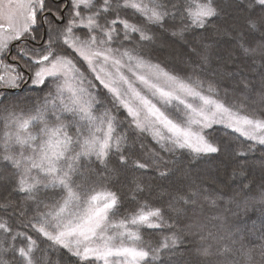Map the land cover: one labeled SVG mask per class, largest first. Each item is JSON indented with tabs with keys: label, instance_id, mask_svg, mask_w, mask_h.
<instances>
[{
	"label": "snow or ice",
	"instance_id": "snow-or-ice-1",
	"mask_svg": "<svg viewBox=\"0 0 264 264\" xmlns=\"http://www.w3.org/2000/svg\"><path fill=\"white\" fill-rule=\"evenodd\" d=\"M231 3L244 58L264 67V0ZM221 12L216 0H0V166L15 170L0 177V264H62L52 259L64 255L60 250L76 258L72 264H165V257L180 264L188 251L180 245L193 242L185 237L196 238L197 264H264V234L253 245L207 225L180 227L147 204L123 214L117 194L94 178L101 170L105 177L129 167L146 172L149 159L159 163L162 152L176 149L216 154L214 125L250 142L237 156L257 147L264 152V89L253 98L244 79V99L230 103L211 84L175 75L126 46L137 36L150 41L149 26L163 28L177 13L184 26L174 35L206 28ZM246 36L261 41L250 45ZM9 55L15 64L5 63ZM29 82L48 91L35 103L9 100V92ZM121 110L123 120L116 115ZM124 124L151 137L159 151L145 150L141 141L143 155L131 159L128 133L119 131ZM113 155L117 169H109ZM245 173L241 168L233 176ZM136 190L142 191L139 184ZM41 193L52 195L41 199ZM200 195L178 190L169 207L178 215L177 205L195 210ZM207 206L218 208L215 200Z\"/></svg>",
	"mask_w": 264,
	"mask_h": 264
},
{
	"label": "trees",
	"instance_id": "trees-1",
	"mask_svg": "<svg viewBox=\"0 0 264 264\" xmlns=\"http://www.w3.org/2000/svg\"><path fill=\"white\" fill-rule=\"evenodd\" d=\"M172 2L174 3L176 0H172ZM180 2L183 3V0H180ZM216 3L222 9L221 15L213 18L214 23H210L206 28H189L183 31L182 34L174 35V33H181L184 26V21L180 19V14L177 13L175 20L166 19L163 28L149 26L152 28L150 35L153 37L150 41H139L137 36L130 44L126 42V46L134 47L135 51L139 52L144 59L160 64L175 75L185 79L191 77L194 80H200L204 83L205 88L211 84L220 98L226 97L230 103L239 104L244 99L243 86L240 83L242 80L247 79L251 82L252 91L248 94L253 98L264 89V67L252 65L251 61L246 60L241 52L239 47L241 42L240 32L232 27V18L236 15L235 5L231 3V0H216ZM36 35L39 36L41 33L38 31ZM158 37L161 39H157ZM179 39L184 40V42H179ZM244 39L250 45H257L261 41L259 36H246ZM155 41V45L152 46ZM176 43L180 45H176ZM162 44L168 45L169 49L175 52L174 56L177 59L187 57L188 50L193 51L199 59L196 63L197 67H190L188 64H183V62L178 64V68L169 65L160 57L161 54L168 53L166 48L158 46ZM223 44L225 47L229 45L235 50L237 49L240 55H237V58L231 61L227 58V48ZM205 57L206 61L203 59ZM232 62L235 63L237 68L235 71L229 69V63ZM202 66L205 67V71L200 70ZM222 73L223 76H221ZM211 74L216 77H212ZM226 74L236 75L235 87L231 86L232 79L227 78ZM44 89L41 90L32 86L17 93H10V96L18 97L24 94L29 98L33 96L34 98H40L41 94L38 96L35 93L44 92ZM116 115L119 120L124 119L122 110ZM213 128L216 130L214 141L220 146V151L216 154L196 156L186 149H176L172 153L162 152L163 160L159 163H154L152 159H149L147 162L150 167L146 172L129 167L123 171L112 172L105 177L103 170H101V175L95 176L94 174V178L98 182L102 181L117 194L121 201L120 206L123 214H127L130 210L144 204L160 207L165 211L166 216H172L174 222L178 223L180 227L190 223L207 225L214 232L222 234L232 232L237 238L242 236L253 245H256L259 243L261 235L264 234V152H261L257 147L256 151L248 152L244 157L237 156L236 151L240 148L247 151V145L250 142L243 141L242 137L224 128ZM119 131L128 133L129 140L125 146V154L130 155L131 159L143 155L140 147L141 141L145 145V150L156 147L150 137H140L133 130H129L127 124H124ZM133 142H135V147L131 148ZM156 150L159 151L158 147H156ZM118 165L119 161L113 155L110 158L109 169H117ZM94 167L99 168L100 166L95 164ZM214 167L220 173L223 187L220 189L218 186L209 185L208 188L212 190V193H205L203 181L210 180L211 172L209 170L214 171ZM241 168L246 170V178L239 175L234 177L233 172L238 173ZM0 171H6L9 177L13 169L10 166H0ZM160 171H165L167 175L161 177ZM137 184L141 186L142 191L136 190ZM246 184L248 187H245ZM193 189H198L201 193L197 204L194 206L195 210H193V206H187L185 211L184 206L177 205L181 208L178 215L169 207L176 192L178 190L188 192ZM13 195L16 202L19 203V194ZM210 200L217 202V209L208 208L207 205ZM224 209H228V211L225 212ZM216 214H221L222 220H212L211 217ZM148 238L145 237V239ZM160 238L157 235L152 239L158 241ZM185 239L193 242L180 245L182 250H188L180 261L197 264V257L193 254L196 247V238L185 237ZM47 243V241H42V247ZM60 252H63L64 255L60 256L59 252L52 254L53 261L59 259L62 264H72L75 261L76 258L65 250H60ZM167 259L164 258L165 264H167Z\"/></svg>",
	"mask_w": 264,
	"mask_h": 264
},
{
	"label": "rangeland",
	"instance_id": "rangeland-1",
	"mask_svg": "<svg viewBox=\"0 0 264 264\" xmlns=\"http://www.w3.org/2000/svg\"><path fill=\"white\" fill-rule=\"evenodd\" d=\"M227 35H229V34H227ZM230 36V35H229ZM157 39H161V38H157ZM179 42H184V40H178ZM155 43H156V41L155 42H153L152 43V46L153 45H155ZM176 45H180L179 43H176ZM224 45V44H223ZM159 47H161V48H166V51L168 52L167 54H165V55H163V54H161L160 55V57L164 60V61H166L169 65H171V66H173V67H175V68H178L179 66H178V64H180V62H183V64H188L190 67H197V61L199 60L198 59V57H197V54L196 53H194L193 51H191V50H188V55H187V57H183L182 59H177L175 56H174V54H175V52L174 51H172V49H169V47H168V45H166V44H162V45H158ZM163 46H165V47H163ZM224 47H225V45H224ZM225 48H227L226 49V53H227V58L228 59H231V61H234L236 58H237V55H240L239 53L240 52H238V50L236 49L235 50V48H233L232 46L230 47L229 45H226V47ZM239 49V48H238ZM16 52V48L14 47V49H13V53H15ZM137 54H139V52H137V51H135ZM238 52V53H237ZM169 54H171V55H169ZM140 55V54H139ZM141 56V55H140ZM5 63H8V62H6L5 61ZM229 69L232 71L233 69H234V71L235 70H237V68L235 67V63L234 62H232V63H229ZM200 70L201 71H205V67H201L200 68ZM224 73V72H223ZM223 73L221 74V76H223ZM212 75V77H216V76H214L213 74H211ZM211 75H210V77H211ZM220 76V77H221ZM224 76H225V74H224ZM226 77L227 78H230V79H232V82H231V86L232 87H235V85H236V82H237V77H236V75H234V74H226ZM32 87V85L30 84V82L29 83H27V84H25L24 85V90L25 89H29V88H31ZM23 90V89H22ZM45 91L44 92H36L35 94L36 95H38L39 96V94H41V96H40V98H34V96L32 97V98H34V99H32V98H29V97H26L24 94L23 95H20V96H18V97H12V96H10V93H9V100L10 101H16V100H19L20 102H27V101H31V102H33V103H35V102H37L39 99H41L45 94H46V92L48 91V89H47V87H45V89H44ZM30 94V93H29ZM27 95V94H26ZM213 127H221V128H224L223 127V125H214ZM225 129V128H224ZM2 125H0V134H2ZM226 130H228V131H231V130H229V129H226ZM235 134H237V133H235ZM238 135V134H237ZM151 138V137H150ZM243 138V137H242ZM187 150V149H186ZM189 151V150H188ZM217 168L216 167H214V171L213 170H209L210 172H211V174H210V180L209 181H203L204 183V186H205V188L203 189L204 190V192L205 193H212V190L210 189V188H208L209 187V185H214V186H218L220 189H222V182H221V176H220V173L216 170ZM13 171H15L14 169H13ZM209 172V173H210ZM0 177H5V178H7L8 177V173L5 171V172H1L0 171ZM0 182H2V181H0ZM98 182V181H97ZM207 187V188H206ZM52 195V193H47V194H44V193H41V196H40V198L41 199H44V198H46L47 196H51ZM165 258H167V257H165ZM185 264L184 263V261H180V264Z\"/></svg>",
	"mask_w": 264,
	"mask_h": 264
},
{
	"label": "flooded vegetation",
	"instance_id": "flooded-vegetation-1",
	"mask_svg": "<svg viewBox=\"0 0 264 264\" xmlns=\"http://www.w3.org/2000/svg\"><path fill=\"white\" fill-rule=\"evenodd\" d=\"M13 49H14V47H11V52H12V54H14V53H13ZM6 62H8V63H12V64H15V63H16L15 61H13V60L11 59V55H9L8 59L6 60ZM23 89H24V88H23Z\"/></svg>",
	"mask_w": 264,
	"mask_h": 264
},
{
	"label": "water",
	"instance_id": "water-1",
	"mask_svg": "<svg viewBox=\"0 0 264 264\" xmlns=\"http://www.w3.org/2000/svg\"><path fill=\"white\" fill-rule=\"evenodd\" d=\"M15 43H19V42H15ZM14 43V44H15ZM21 89H17V90H15V91H13V92H11V93H15V92H18V91H20Z\"/></svg>",
	"mask_w": 264,
	"mask_h": 264
}]
</instances>
